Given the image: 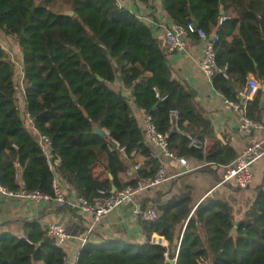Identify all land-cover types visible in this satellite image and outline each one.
Masks as SVG:
<instances>
[{
  "label": "trees",
  "instance_id": "16d2710c",
  "mask_svg": "<svg viewBox=\"0 0 264 264\" xmlns=\"http://www.w3.org/2000/svg\"><path fill=\"white\" fill-rule=\"evenodd\" d=\"M161 2L175 25L186 27L193 19L198 29L219 34L216 64L225 68L227 78L214 74L211 83L227 101L240 103L250 73L264 84V0ZM61 3L69 4L73 16L58 14L61 10L54 7ZM224 16L229 18L222 20ZM237 22L240 38L229 43ZM0 31L16 41L23 70L21 91L16 65L0 46V186L7 191L53 197L59 172L78 198L91 203L127 186L136 190L140 182L156 175L160 163L147 146L128 97L111 87L116 81L150 117L174 157H192L216 167L236 158L228 145L203 149V138L183 125L185 117L193 116L199 126L200 117L185 87L171 78L163 42L116 0H0ZM260 98L258 91L245 107L246 117L253 122H259L264 112ZM24 111L37 134L48 139V153L38 135L26 127ZM172 111L178 113L175 128ZM95 127L103 136L95 133ZM190 139L202 143L201 147L191 146ZM54 154L61 162L50 168ZM139 154L148 159L146 165L135 160ZM102 162L111 181L95 175V166ZM136 164L140 167L133 171ZM255 194L238 222L224 200L207 198L191 215V200L181 199L152 223L143 222L146 234L167 239L169 248L150 244L120 248L118 241L89 245L76 264H168L174 258L176 264H207L208 251L212 254L209 264H264V182ZM198 220L208 251L198 234ZM179 228L176 255L172 241ZM0 264H65V254L45 230L28 223L24 238L0 234Z\"/></svg>",
  "mask_w": 264,
  "mask_h": 264
},
{
  "label": "crops",
  "instance_id": "0c3cea01",
  "mask_svg": "<svg viewBox=\"0 0 264 264\" xmlns=\"http://www.w3.org/2000/svg\"><path fill=\"white\" fill-rule=\"evenodd\" d=\"M116 2L119 7L133 13L147 25L162 42L163 30L174 25L164 11L161 0H152L147 4L137 0H116ZM63 5L65 4L61 3L59 6ZM66 5L69 10V4L66 3ZM224 17L227 19L228 16ZM232 17L237 18V13H233ZM225 25L223 24L222 29L225 28ZM6 37L11 36L0 31V40L3 41ZM239 38V23L237 22L227 41L232 43ZM13 41L19 50L16 41ZM202 55L201 41L191 36L185 39V46L182 50L167 54V66L171 78L185 87L187 94L192 98L194 113L200 117L197 121L199 126L194 124L193 116L185 117L183 125L196 133L197 136H201L206 147L210 148L217 143L228 145L238 156L251 139H264V112L259 115V123L263 128L253 129L249 134L242 131L237 112L226 104L223 95L214 89L211 79L201 72L199 62ZM19 68L22 74L21 83L23 78L21 62ZM248 79H257V77L250 73L247 76ZM111 87L115 91L122 90V93L129 92L122 89L119 81L113 83ZM20 90L22 91V89ZM19 102L21 108H24L21 98ZM128 104L138 127L142 130L146 117L145 112L135 105L131 96L128 97ZM25 123L26 127L31 129V126L27 122ZM33 133L35 134L34 131ZM147 146L152 156L158 159L160 168L164 169L165 179L153 188L136 191L131 203L118 207L104 219L95 221L92 216L86 215L77 206H74L78 198L75 191L66 183L62 175L56 172L55 181L65 193L69 205L59 207L53 201L33 202L20 196H9L0 192V234L6 233L13 237L24 238L25 224L34 223L43 231L50 224H62L69 235L68 240L61 247L65 254V264H76L80 253L89 245L97 247L113 241H118L120 243L118 246L122 248L126 244L146 245L152 242L155 237H160L162 246L169 248L170 244L167 239L156 234L149 236L146 234L143 222L135 214L136 210L154 209L158 214H161L174 202L189 199L191 200L192 215L200 203L207 198H212L213 201H226L233 210L235 221L238 222L252 205L257 187L264 182L262 162L253 166L251 185L245 190H239L231 184H219L223 171L222 166L207 165L206 162L192 157L182 158L184 163L181 164L179 158L166 156L158 145L147 143ZM135 160L144 165L148 161L141 154L137 155ZM104 165L105 162H102L95 166V175L100 179L111 181L112 177ZM120 177L123 181L126 180L125 175ZM198 221V234L207 250L206 236L200 226L201 221ZM182 228H179V233L177 231V236L172 241L175 253L179 247L180 240L177 238H181ZM232 236L235 235L232 234ZM211 257L212 254L208 251L207 264L211 262Z\"/></svg>",
  "mask_w": 264,
  "mask_h": 264
},
{
  "label": "built area",
  "instance_id": "2783aa9c",
  "mask_svg": "<svg viewBox=\"0 0 264 264\" xmlns=\"http://www.w3.org/2000/svg\"><path fill=\"white\" fill-rule=\"evenodd\" d=\"M222 20H225L224 18ZM163 38V49L166 54L174 53L175 51H180L185 46V39L189 35H194L201 41L203 45V55L199 62V67L201 72L211 79L214 74H221L223 77L227 78L225 68H219L216 64V44L219 41V34L217 32H212L210 34L205 33L204 31L194 28L192 23H189L186 27L173 25L169 29H164L162 33ZM260 83L257 79H248L247 86L243 92L240 93V103H234L231 101H227L226 104L231 107L235 112H237L240 122V128L245 133L249 134L253 129L263 128L261 127L259 122H253L248 119L245 115V107L246 104L251 101L254 95L259 91ZM23 116L25 118V122H27L31 126V130L35 132L32 121L29 119L26 111L23 112ZM178 113L177 111L171 112V124L175 128L177 121ZM142 131L144 133V137L147 143H152L158 145L162 152L169 157L173 155L170 154L167 150V142L165 138L158 134L154 126L151 123L150 117L146 116L143 121ZM39 142L41 143V147L45 153H48L49 141L44 136L38 135ZM115 145V144H114ZM190 145L193 147H201L202 143H199L196 139H190ZM203 149H206L205 143L202 145ZM124 157V156H123ZM53 161L49 162L50 168L53 166L58 167L61 159L57 154H54L52 157ZM179 162L183 164L182 159H179ZM262 162L263 163V177H264V139L256 140L251 139L245 149L241 154L236 156V158L226 166L223 167V171L221 173V178L219 184H231L239 190L247 189L253 179V166L254 164ZM211 165V164H207ZM140 165L136 164L133 166V171L137 170ZM221 167V166H220ZM128 172V175L132 176V172ZM165 179L164 169L159 168L156 175L151 178L144 180L138 184V188L136 190L132 189L130 186L123 188L118 192H114L110 195L103 196L95 199L94 201L87 202L84 199L77 198L74 206H77L83 213L86 215L92 216L95 221H100L107 217L112 211H114L118 207H122L131 203L133 196L136 191L145 190L148 188H153L159 185ZM0 192L9 195V196H20L22 198L28 199L33 202L40 201H53L59 207H66L69 205L66 200L65 193L57 184V182L53 181V197L48 195L40 194V193H24L20 192L17 194H13L7 191L5 188L0 186ZM135 214L140 218V220L144 223H152L158 217V213L154 209H138L135 211ZM45 233L48 239H50L54 245L57 247H62L69 238L68 232L64 225L62 224H50L46 227ZM150 245H159L162 246V240L160 237H155V239L149 243ZM178 253V249L176 250V255ZM173 260H176L174 258Z\"/></svg>",
  "mask_w": 264,
  "mask_h": 264
},
{
  "label": "rangeland",
  "instance_id": "374dc122",
  "mask_svg": "<svg viewBox=\"0 0 264 264\" xmlns=\"http://www.w3.org/2000/svg\"><path fill=\"white\" fill-rule=\"evenodd\" d=\"M54 9L57 11H58V9H60L61 10L60 12L70 11V10H68V6L66 4L63 6L57 5ZM13 40H14L13 37H6V39H3V41L0 40V46L9 54L11 60L16 65V75H18V76H16V83H17L18 89L20 90V89H23V84H21L22 82L20 83V77L22 74H21V71L19 68V64L21 62V55H20V51L17 49L15 42ZM10 44H12V45L9 46ZM22 80H23V78H22ZM18 84L20 85V87Z\"/></svg>",
  "mask_w": 264,
  "mask_h": 264
},
{
  "label": "water",
  "instance_id": "95a60500",
  "mask_svg": "<svg viewBox=\"0 0 264 264\" xmlns=\"http://www.w3.org/2000/svg\"><path fill=\"white\" fill-rule=\"evenodd\" d=\"M220 13L223 14L222 8L220 9ZM58 14H61V15H64V16H73V12L72 11H66V12L63 11V12H60ZM192 25H193L194 28H198V24L193 19H192ZM259 91L261 93L260 107L263 108L264 107V84H261V87H260ZM70 95H71L73 101H76V99L74 98V96L72 95V93ZM130 95H131L130 92L123 93V96L124 97H129ZM94 131H95L96 134H98L100 136H103V134H104L97 127L94 128ZM112 193H114V191H112ZM232 234L236 235V227H233L231 229L230 235H232ZM175 244H177V241H175ZM167 262H168V264H176V260H173V259L168 260Z\"/></svg>",
  "mask_w": 264,
  "mask_h": 264
}]
</instances>
